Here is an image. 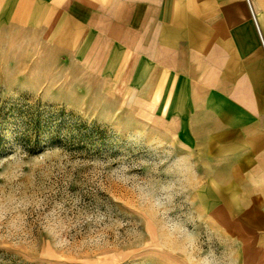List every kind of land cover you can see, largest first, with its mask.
<instances>
[{
    "label": "rangeland",
    "instance_id": "1",
    "mask_svg": "<svg viewBox=\"0 0 264 264\" xmlns=\"http://www.w3.org/2000/svg\"><path fill=\"white\" fill-rule=\"evenodd\" d=\"M102 88L0 26V264H224L193 154Z\"/></svg>",
    "mask_w": 264,
    "mask_h": 264
},
{
    "label": "crops",
    "instance_id": "2",
    "mask_svg": "<svg viewBox=\"0 0 264 264\" xmlns=\"http://www.w3.org/2000/svg\"><path fill=\"white\" fill-rule=\"evenodd\" d=\"M6 25L193 154L224 264H264V0H0Z\"/></svg>",
    "mask_w": 264,
    "mask_h": 264
},
{
    "label": "built area",
    "instance_id": "3",
    "mask_svg": "<svg viewBox=\"0 0 264 264\" xmlns=\"http://www.w3.org/2000/svg\"><path fill=\"white\" fill-rule=\"evenodd\" d=\"M252 14H253V16H254V18H255V15H254V13L252 12ZM258 30H259V28H258ZM259 33H260V31H259ZM260 37H261V40H262V44H263V46H264V40H263V38H262V35H261V33H260Z\"/></svg>",
    "mask_w": 264,
    "mask_h": 264
}]
</instances>
